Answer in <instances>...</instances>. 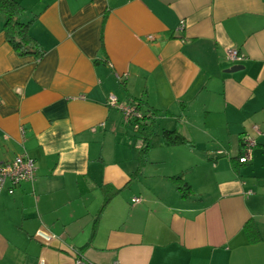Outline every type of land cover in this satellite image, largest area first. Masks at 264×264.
<instances>
[{
	"label": "crops",
	"instance_id": "obj_1",
	"mask_svg": "<svg viewBox=\"0 0 264 264\" xmlns=\"http://www.w3.org/2000/svg\"><path fill=\"white\" fill-rule=\"evenodd\" d=\"M16 1L42 54L0 13V163L35 172L0 191V264H264V0Z\"/></svg>",
	"mask_w": 264,
	"mask_h": 264
},
{
	"label": "built area",
	"instance_id": "obj_2",
	"mask_svg": "<svg viewBox=\"0 0 264 264\" xmlns=\"http://www.w3.org/2000/svg\"><path fill=\"white\" fill-rule=\"evenodd\" d=\"M152 38L151 35L148 36ZM226 58L231 61H240L244 59V54L237 48H227L225 50ZM107 104L119 108L123 114L125 121H132L135 128L139 127V121L142 119V113L138 111L136 105L132 102H121L114 94H109ZM21 133H24V128H20ZM255 145V140L250 136L243 137V154L239 156V162H246L250 158L252 147ZM35 164L34 160L26 153L18 154L14 159L0 163V191L4 188L9 193L13 192L16 185L24 180L32 181L34 179ZM138 197L132 198V202H139ZM34 236L45 244H50L54 239H57L54 233L38 228ZM42 264V261L40 262ZM76 264H83L79 258L76 259Z\"/></svg>",
	"mask_w": 264,
	"mask_h": 264
},
{
	"label": "trees",
	"instance_id": "obj_3",
	"mask_svg": "<svg viewBox=\"0 0 264 264\" xmlns=\"http://www.w3.org/2000/svg\"><path fill=\"white\" fill-rule=\"evenodd\" d=\"M24 8L16 0H0V13L4 15L3 30L6 41L11 45V47L20 55L35 54L40 56L42 50L40 46L36 43L35 39L28 32V26L30 22H25L22 20L24 15ZM139 109V103L136 101H131ZM147 125H152L153 122L149 120V116L142 114V119L139 121V127ZM164 136L169 142H181L184 138L179 135L174 130H165ZM243 147V138L241 140ZM145 148V147H144ZM239 158V157H238ZM173 179L180 180V176H173ZM178 189L182 192L189 190L190 186L186 182L179 184Z\"/></svg>",
	"mask_w": 264,
	"mask_h": 264
},
{
	"label": "rangeland",
	"instance_id": "obj_4",
	"mask_svg": "<svg viewBox=\"0 0 264 264\" xmlns=\"http://www.w3.org/2000/svg\"><path fill=\"white\" fill-rule=\"evenodd\" d=\"M130 130H131V131H130V134L132 135V133H133V129H132L131 127H130ZM132 136H133V135H132Z\"/></svg>",
	"mask_w": 264,
	"mask_h": 264
},
{
	"label": "water",
	"instance_id": "obj_5",
	"mask_svg": "<svg viewBox=\"0 0 264 264\" xmlns=\"http://www.w3.org/2000/svg\"><path fill=\"white\" fill-rule=\"evenodd\" d=\"M231 69H233V68H231Z\"/></svg>",
	"mask_w": 264,
	"mask_h": 264
}]
</instances>
